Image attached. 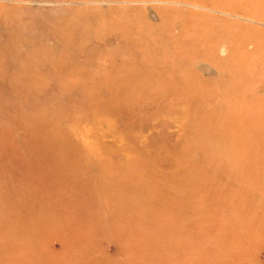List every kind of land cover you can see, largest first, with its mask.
Listing matches in <instances>:
<instances>
[{
	"label": "rangeland",
	"instance_id": "374dc122",
	"mask_svg": "<svg viewBox=\"0 0 264 264\" xmlns=\"http://www.w3.org/2000/svg\"><path fill=\"white\" fill-rule=\"evenodd\" d=\"M0 190V264H264V0H0Z\"/></svg>",
	"mask_w": 264,
	"mask_h": 264
},
{
	"label": "bare ground",
	"instance_id": "6f19581e",
	"mask_svg": "<svg viewBox=\"0 0 264 264\" xmlns=\"http://www.w3.org/2000/svg\"><path fill=\"white\" fill-rule=\"evenodd\" d=\"M57 166H59V165H57ZM8 177H9V176H8ZM11 177H12V176H11ZM16 180H17V179H16ZM36 180H37V179H36ZM39 180H40V179H39ZM30 181H31V180H30ZM37 181H38V180H37ZM30 184H31V183H30ZM30 184H29V185H30ZM36 185H37V184H36ZM39 186H40V185H39ZM39 186H38V187H39ZM9 187H10V186H9ZM51 188H52V187H51ZM32 189H33V188H32ZM36 190H37V189H36ZM36 190H35V191H36ZM42 190H43V189H42ZM48 190H49V189H48ZM0 191H1V190H0ZM57 191H58V190H57ZM50 192H51V191H50ZM52 192H53V191H52ZM62 192H63V191H62ZM20 194H21V193H20ZM39 195H40V194H39ZM41 197H42V196H41ZM50 197H51V196H50ZM37 198H38V197H37ZM51 198H52V197H51ZM54 198H55V197H54ZM11 202H12V201H11ZM13 204H14V203H13ZM8 205H9V204H8ZM39 205H40V204H39ZM4 206H5V205H4ZM41 206H42V205H41ZM8 207H9V206H8ZM37 209H38V208H37ZM15 210H16V209H15ZM2 211H3V210H2ZM5 211H6V209H5ZM13 211H14V208H13ZM31 211H32V210H31ZM7 212H8V210H7ZM9 212H10V211H9ZM15 212H16V211H15ZM2 213H4V212H2ZM10 213H11V212H10ZM6 215H7V214H6ZM0 216H1V215H0ZM15 216H16V215H15ZM36 216H37V215H36ZM1 217H3V216H1ZM1 217H0V218H1ZM5 217H7V216H5ZM14 218H15V217H14ZM3 219H4V218H3ZM3 219H2V220H3ZM6 219H7V218H6ZM2 220H1V221H2ZM9 220H10V219H9ZM20 222H21V221H20ZM0 224H1V223H0ZM19 224H20V223H19ZM16 225H17V224H16ZM2 226H3V225H2ZM0 227H1V226H0ZM7 227H8V226H7ZM3 228H4V227H3ZM17 228H18V226H17ZM22 228H23V226H22ZM14 229H15V228H14ZM206 230H208V229L206 228ZM4 232H5V228H4ZM27 232H28V231H27ZM5 233H6V232H5ZM5 233H4L3 235H5ZM31 233H32V232H31ZM17 234H18V233H17ZM23 237H25V236L23 235ZM26 237L28 238V236H26ZM29 237H30V236H29ZM166 237H167V236H166ZM166 237H165V238H166ZM207 237H208V235H207ZM207 237H206V238H207ZM18 238H19V237H18ZM30 238H31V237H30ZM44 238H45V237H44ZM208 239H209V238H208ZM28 241H29V239H28ZM163 241H164V240H163ZM11 242H12V241H11ZM53 242H54V241H53ZM210 242H211V241H210ZM214 243H216V242H214ZM13 244H14V243H13ZM29 244H30V243H29ZM31 244H32V243H31ZM208 244H209V243H208ZM11 245H12V244H11ZM22 245H23V244H22ZM145 248H146V247H145ZM14 252H15V251H14ZM9 253H10V252H9ZM14 254H15V253H14ZM6 259H7V258H6ZM179 263H180V262H179ZM186 263H187V262H186ZM188 263H189V261H188Z\"/></svg>",
	"mask_w": 264,
	"mask_h": 264
}]
</instances>
